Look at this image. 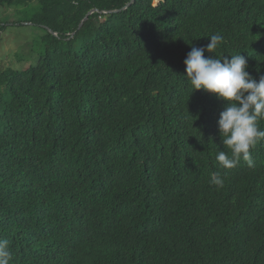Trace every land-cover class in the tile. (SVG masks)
<instances>
[{
  "label": "trees",
  "instance_id": "16d2710c",
  "mask_svg": "<svg viewBox=\"0 0 264 264\" xmlns=\"http://www.w3.org/2000/svg\"><path fill=\"white\" fill-rule=\"evenodd\" d=\"M35 1L24 22L44 34L31 62L0 69V239L11 264H264V142L254 168H221L226 102L191 93L184 65L219 33L216 56L240 53L258 81L264 0L0 8Z\"/></svg>",
  "mask_w": 264,
  "mask_h": 264
},
{
  "label": "clouds",
  "instance_id": "9594fccd",
  "mask_svg": "<svg viewBox=\"0 0 264 264\" xmlns=\"http://www.w3.org/2000/svg\"><path fill=\"white\" fill-rule=\"evenodd\" d=\"M203 47L192 46L184 60L186 80L192 91L204 90L226 102L218 119L222 144L228 151H219L216 161L221 168H235L241 160L249 168L255 164L251 150L264 142V130L259 121L264 120V75L254 79L246 70V58L240 53L231 58L216 56V49L224 38L219 33L211 35ZM215 56H205V53ZM230 152V155H229ZM210 184L217 190L224 187V179L218 173L211 176ZM10 243L0 239V264H11Z\"/></svg>",
  "mask_w": 264,
  "mask_h": 264
},
{
  "label": "rangeland",
  "instance_id": "374dc122",
  "mask_svg": "<svg viewBox=\"0 0 264 264\" xmlns=\"http://www.w3.org/2000/svg\"><path fill=\"white\" fill-rule=\"evenodd\" d=\"M36 9V1L29 3L23 10L16 7L0 8V69H25L31 62L30 58L34 55L31 47L37 49L36 38L44 32L24 21H27Z\"/></svg>",
  "mask_w": 264,
  "mask_h": 264
},
{
  "label": "water",
  "instance_id": "95a60500",
  "mask_svg": "<svg viewBox=\"0 0 264 264\" xmlns=\"http://www.w3.org/2000/svg\"><path fill=\"white\" fill-rule=\"evenodd\" d=\"M135 0H131L130 4H128L124 9H126L127 7H129L131 4L134 3ZM95 12H98L97 10H92L88 13V15L86 16V18L83 20V22H85L87 20V17L90 16L91 14L95 13ZM107 13H117V11H113V12H104V14H107ZM82 25V24H81ZM51 32V31H50Z\"/></svg>",
  "mask_w": 264,
  "mask_h": 264
}]
</instances>
